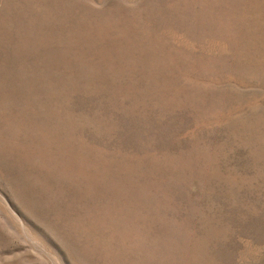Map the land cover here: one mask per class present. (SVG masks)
Here are the masks:
<instances>
[{"label":"rangeland","instance_id":"rangeland-1","mask_svg":"<svg viewBox=\"0 0 264 264\" xmlns=\"http://www.w3.org/2000/svg\"><path fill=\"white\" fill-rule=\"evenodd\" d=\"M0 264H264V0H0Z\"/></svg>","mask_w":264,"mask_h":264}]
</instances>
